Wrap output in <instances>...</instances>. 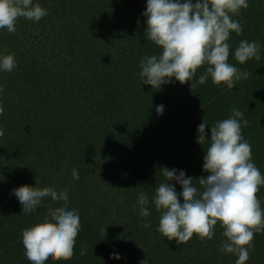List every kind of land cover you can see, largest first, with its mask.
Segmentation results:
<instances>
[{"label": "trees", "instance_id": "trees-1", "mask_svg": "<svg viewBox=\"0 0 264 264\" xmlns=\"http://www.w3.org/2000/svg\"><path fill=\"white\" fill-rule=\"evenodd\" d=\"M248 3L233 17L243 24L242 34L231 32L227 42L228 63L250 75L231 90L211 76L193 91L191 81L174 77L160 89L143 84L141 59L162 51L145 34L147 0H33L48 15L39 22L21 17L16 26L30 36L33 26L39 29L34 52L0 29V56L14 54L17 62L12 72L0 71V264H31L22 232L42 222L49 207L74 211L82 227L72 259L45 264H235V255L220 250L226 239L221 222L213 239L202 242L194 234L177 244L157 231L161 214L152 200L165 166L191 177L209 175L203 164L210 140L197 143L198 125L205 120L210 139L211 126L229 118L233 107L249 121L242 136L264 176V0ZM241 40L260 43L259 61L235 59ZM206 68H198L197 79ZM22 185L66 190L69 199L65 205L45 198L44 206L22 214L13 193ZM140 192L151 212L143 219ZM257 198L264 211V185ZM146 220L151 227H143ZM253 243L245 264H264V232L254 234Z\"/></svg>", "mask_w": 264, "mask_h": 264}, {"label": "clouds", "instance_id": "clouds-1", "mask_svg": "<svg viewBox=\"0 0 264 264\" xmlns=\"http://www.w3.org/2000/svg\"><path fill=\"white\" fill-rule=\"evenodd\" d=\"M248 7V0H196L195 3L193 0H147L143 12L147 17L145 34L162 51L141 59L138 75L143 84L160 89L164 84L173 83L174 77L181 84L191 81L193 91L196 83L204 84L211 76L215 85L223 84L231 90L238 81L246 80L248 71L241 72L228 63L231 45L227 41L231 32L242 34L243 24L233 17ZM47 15V9L33 4V0H0V29H7L9 33L16 32L21 17L39 22ZM260 47L258 41L241 40L235 59L241 64L252 58L259 61ZM204 65H207L206 71L197 79V70ZM16 67L14 54L0 56V71L12 72ZM3 91L0 86V93ZM156 111L163 114L164 105L157 106ZM3 113L4 108L0 106V115ZM207 125L205 120L198 125L197 143L204 146L210 140L203 164V170L209 175L196 178L187 176L184 170L162 168L165 181L155 188L152 200L161 214L157 231L177 244H186L194 234L203 242L213 239L219 221L226 237L221 252L235 255V264H245L255 247L254 234L264 232V211L257 198L264 176L252 162L250 143L241 131L242 127L250 126L249 121L242 111L233 107L229 118L211 126L210 139ZM3 135L4 131L0 130V137ZM72 176L78 181V170L73 169ZM170 181L179 183L182 191L177 192ZM13 193L22 205V214L44 206L45 198L63 201L65 205L69 199L66 190L57 192L51 187L22 185L13 189ZM137 203L141 218L149 217L147 194L140 192ZM81 227L80 217L74 211L49 207L42 222L22 232L26 258L31 264H45L49 258L71 260ZM143 227H151V220H146ZM86 248L87 245L81 246V255L87 254ZM112 256L120 259L117 253Z\"/></svg>", "mask_w": 264, "mask_h": 264}, {"label": "rangeland", "instance_id": "rangeland-1", "mask_svg": "<svg viewBox=\"0 0 264 264\" xmlns=\"http://www.w3.org/2000/svg\"><path fill=\"white\" fill-rule=\"evenodd\" d=\"M18 28L19 26H16V32L14 34L11 33L10 35H8L9 38L11 37L12 39H15L17 42L19 41L21 44L25 42L27 46V52H32V51L34 52L36 49L38 50L40 38H42L38 34L39 29L36 26H33L32 31H30L32 36H30L29 32L26 34L24 29L18 30Z\"/></svg>", "mask_w": 264, "mask_h": 264}]
</instances>
